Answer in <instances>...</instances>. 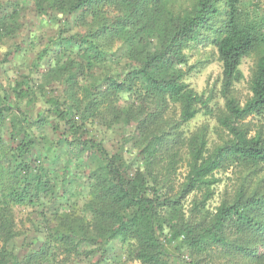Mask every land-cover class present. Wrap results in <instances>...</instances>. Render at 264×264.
<instances>
[{
	"label": "trees",
	"instance_id": "trees-1",
	"mask_svg": "<svg viewBox=\"0 0 264 264\" xmlns=\"http://www.w3.org/2000/svg\"><path fill=\"white\" fill-rule=\"evenodd\" d=\"M245 2L0 0V43L15 40L0 66L33 56L0 79V264H101L113 243L138 264H264V13ZM31 15L60 26L42 37ZM199 45L217 54V91L187 81ZM95 125L123 126L140 160ZM19 207L43 234L22 257Z\"/></svg>",
	"mask_w": 264,
	"mask_h": 264
},
{
	"label": "rangeland",
	"instance_id": "rangeland-1",
	"mask_svg": "<svg viewBox=\"0 0 264 264\" xmlns=\"http://www.w3.org/2000/svg\"><path fill=\"white\" fill-rule=\"evenodd\" d=\"M248 1V0H244ZM246 3V2H245ZM261 13H264V0H262ZM30 20L26 21L27 28L31 30L32 28L36 29L37 32L42 34V37L52 35L56 30H58L60 24H54L53 21L51 25L43 24V19L35 18L34 15L29 17ZM55 25V26H53ZM53 27V28H52ZM55 27V30H54ZM30 33V32H29ZM22 39V38H19ZM7 41L6 43H0V59L3 58L5 52L11 48V45L14 43ZM28 41L23 44V48H26ZM43 42V41H42ZM43 43L39 46L41 47ZM13 46V45H12ZM213 48L211 46L205 47L199 45L197 48L190 52L191 58L190 63L194 65V69L189 76H187V81L199 92L209 91V89L217 91L220 85L221 80V65L217 60L216 55H213ZM16 53V52H15ZM32 52L23 55V53L14 54L9 57L10 62H6L0 66V79L7 84L9 81L15 79L18 76V70L26 71V67L29 64L31 58L33 57ZM215 53V52H214ZM254 57H247L244 59L241 68L245 74V80L236 85V94L241 100H245L249 95V78L251 74V69L254 64ZM218 97V96H217ZM251 119V118H250ZM207 120V117L203 114H199L197 118L191 123V127L201 124ZM213 123V121H212ZM91 127V126H90ZM90 132L103 141V144L110 151H115L118 147L123 148L125 157L129 161L140 160L141 157L137 156L135 150L132 149L129 143L122 144L124 141V135L127 134V131L123 126H116L113 129H105L101 126L95 125L91 127ZM55 135V134H53ZM126 136V135H125ZM185 170L179 172L177 180L181 181L183 178V173ZM219 201L218 197L214 199L213 204H217ZM33 208L31 207H19L16 209V223L17 229L20 230V236H17L14 241L16 253L22 257L25 254V246L23 241L25 237L27 242H33L35 244H40L42 242V233L34 230L33 224L39 222L40 216L37 212L33 213ZM31 221L33 223H31ZM42 231V229H41ZM37 237V240H36ZM10 243V247H11ZM32 245V244H31ZM126 256L123 254V248L118 244L113 243V247L109 248V254L102 260L101 264H138V262H132L126 260ZM82 263L78 259H74L73 264Z\"/></svg>",
	"mask_w": 264,
	"mask_h": 264
}]
</instances>
